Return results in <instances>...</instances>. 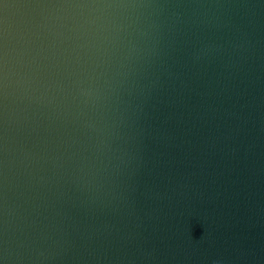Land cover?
<instances>
[{
  "label": "water",
  "instance_id": "water-1",
  "mask_svg": "<svg viewBox=\"0 0 264 264\" xmlns=\"http://www.w3.org/2000/svg\"><path fill=\"white\" fill-rule=\"evenodd\" d=\"M0 264H264V0H0Z\"/></svg>",
  "mask_w": 264,
  "mask_h": 264
}]
</instances>
